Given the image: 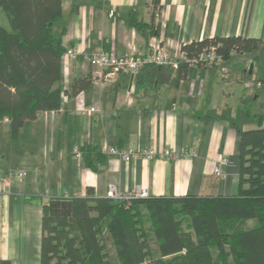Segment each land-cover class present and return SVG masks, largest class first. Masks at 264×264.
<instances>
[{"label": "crops", "instance_id": "crops-1", "mask_svg": "<svg viewBox=\"0 0 264 264\" xmlns=\"http://www.w3.org/2000/svg\"><path fill=\"white\" fill-rule=\"evenodd\" d=\"M158 4L153 9L152 0H61L52 30L65 52L116 55L146 54L159 38L171 55L207 37L260 42L220 65L191 64L183 71L148 65L113 83L94 80L75 95L62 94L58 110L25 121L16 137L9 120H1L0 175L22 169L26 176L0 188V259L40 264L42 206L49 198L86 196L88 188L104 196L109 183L120 192L145 189L148 196L237 195L241 131L256 127L257 115H264V0ZM130 16L140 25H130ZM239 62L247 70L252 63L251 73L236 71ZM92 69L85 60L63 56L59 87L69 90ZM105 143L192 155L125 162L102 154L92 169L73 154L75 147L99 149ZM219 156L227 159L221 177L213 173Z\"/></svg>", "mask_w": 264, "mask_h": 264}, {"label": "trees", "instance_id": "trees-1", "mask_svg": "<svg viewBox=\"0 0 264 264\" xmlns=\"http://www.w3.org/2000/svg\"><path fill=\"white\" fill-rule=\"evenodd\" d=\"M152 7L159 9L158 0ZM0 11L7 22L0 23V121L9 120L16 137L25 121L58 110L62 94L75 95L94 79L78 78L69 90L58 85L65 49L52 27L61 0H0ZM129 23L140 25L132 16ZM259 42L214 36L180 50L193 58L214 48L229 60ZM235 70L248 71L244 62ZM257 123L241 131L235 196H147L126 204L88 188L86 196L49 198L42 206L40 264H264V115ZM81 154L92 169L103 161L95 147L82 146Z\"/></svg>", "mask_w": 264, "mask_h": 264}, {"label": "built area", "instance_id": "built-area-1", "mask_svg": "<svg viewBox=\"0 0 264 264\" xmlns=\"http://www.w3.org/2000/svg\"><path fill=\"white\" fill-rule=\"evenodd\" d=\"M64 58H79L87 61L92 66V76L94 80L99 83H113L121 74H131L139 71L144 66H169L171 68L178 69L181 64L187 63L189 65L201 64H222L224 59L217 55L214 48H210L207 52L200 54L197 57L189 58L185 52L179 50L176 55H171L163 39L159 38L151 45L150 51L146 54H127L116 55L103 50L98 52H86L79 51L71 48L64 53ZM64 61V60H63ZM222 71H225V67H221ZM81 111L86 110L85 107L80 108ZM96 108L89 107L87 111H94ZM100 152L109 156H116L122 161L129 162L137 158L154 159H177L180 155H192L191 153L175 152L172 150L157 151L147 146H135V147H118L110 144H103L99 148ZM73 154L76 158L81 159L82 154L79 148L73 149ZM227 163L225 156H219L216 164L213 167V173L217 177L223 175L222 168ZM26 176V171L12 170L6 174L0 175V188H7L12 183L21 182ZM105 195L112 199H119L128 201L132 198L147 197V191L145 189H133L127 192H120L116 189L113 183H109Z\"/></svg>", "mask_w": 264, "mask_h": 264}, {"label": "rangeland", "instance_id": "rangeland-1", "mask_svg": "<svg viewBox=\"0 0 264 264\" xmlns=\"http://www.w3.org/2000/svg\"><path fill=\"white\" fill-rule=\"evenodd\" d=\"M0 23L1 24H4V25H7V22H6V18L4 17L3 13L0 11ZM5 120H7L6 118H4ZM3 119V120H4ZM185 223L182 222V225H184Z\"/></svg>", "mask_w": 264, "mask_h": 264}, {"label": "water", "instance_id": "water-1", "mask_svg": "<svg viewBox=\"0 0 264 264\" xmlns=\"http://www.w3.org/2000/svg\"><path fill=\"white\" fill-rule=\"evenodd\" d=\"M251 71H252V63H250L248 66V73H251Z\"/></svg>", "mask_w": 264, "mask_h": 264}]
</instances>
